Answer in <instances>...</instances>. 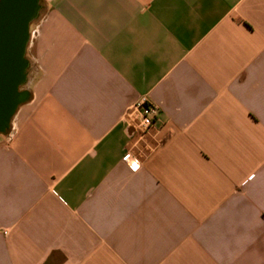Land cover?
Instances as JSON below:
<instances>
[{
    "label": "crops",
    "instance_id": "1",
    "mask_svg": "<svg viewBox=\"0 0 264 264\" xmlns=\"http://www.w3.org/2000/svg\"><path fill=\"white\" fill-rule=\"evenodd\" d=\"M26 59L0 264H264V0H41Z\"/></svg>",
    "mask_w": 264,
    "mask_h": 264
},
{
    "label": "water",
    "instance_id": "2",
    "mask_svg": "<svg viewBox=\"0 0 264 264\" xmlns=\"http://www.w3.org/2000/svg\"><path fill=\"white\" fill-rule=\"evenodd\" d=\"M40 12L41 0H0V131L11 127L19 106L29 98L20 87L27 81L31 26Z\"/></svg>",
    "mask_w": 264,
    "mask_h": 264
},
{
    "label": "built area",
    "instance_id": "3",
    "mask_svg": "<svg viewBox=\"0 0 264 264\" xmlns=\"http://www.w3.org/2000/svg\"><path fill=\"white\" fill-rule=\"evenodd\" d=\"M158 109L151 105L146 99H143L127 113V121L129 124L139 131L141 136H147L158 122ZM124 161L131 167L132 170H138L140 161L131 152L127 153Z\"/></svg>",
    "mask_w": 264,
    "mask_h": 264
},
{
    "label": "rangeland",
    "instance_id": "4",
    "mask_svg": "<svg viewBox=\"0 0 264 264\" xmlns=\"http://www.w3.org/2000/svg\"><path fill=\"white\" fill-rule=\"evenodd\" d=\"M34 23H35V22H34ZM34 23H33V24H34ZM12 120H13V119H12Z\"/></svg>",
    "mask_w": 264,
    "mask_h": 264
}]
</instances>
